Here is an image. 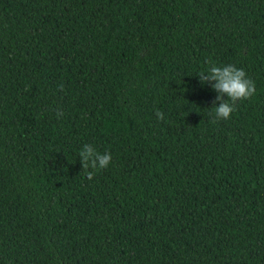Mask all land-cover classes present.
Returning <instances> with one entry per match:
<instances>
[{
  "label": "trees",
  "instance_id": "trees-1",
  "mask_svg": "<svg viewBox=\"0 0 264 264\" xmlns=\"http://www.w3.org/2000/svg\"><path fill=\"white\" fill-rule=\"evenodd\" d=\"M0 264H264V0H0Z\"/></svg>",
  "mask_w": 264,
  "mask_h": 264
},
{
  "label": "clouds",
  "instance_id": "clouds-1",
  "mask_svg": "<svg viewBox=\"0 0 264 264\" xmlns=\"http://www.w3.org/2000/svg\"><path fill=\"white\" fill-rule=\"evenodd\" d=\"M202 82L206 79L217 81L214 89L226 94L228 101L222 103L218 108H214V115L216 120H228L235 110L234 105L237 101L248 100L255 94V83L248 79L243 69H238L235 66L227 65L224 67L211 66L208 76H204L203 72L200 73ZM61 90L62 86H61ZM59 115V113H58ZM159 119H163L161 112L156 113ZM80 158L83 163L84 170L92 169H105L111 161V154L100 153L94 151L90 145H85V149L80 151ZM99 161L97 165L96 161ZM87 178L91 180L94 176V171H87Z\"/></svg>",
  "mask_w": 264,
  "mask_h": 264
}]
</instances>
